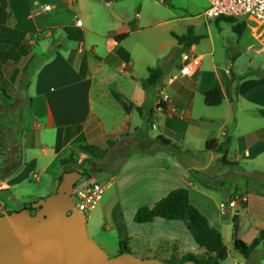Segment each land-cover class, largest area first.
<instances>
[{
  "label": "crops",
  "instance_id": "0c3cea01",
  "mask_svg": "<svg viewBox=\"0 0 264 264\" xmlns=\"http://www.w3.org/2000/svg\"><path fill=\"white\" fill-rule=\"evenodd\" d=\"M83 4V0H0V25L24 31L27 34L26 44L27 47L30 46L31 52L34 47L45 50L44 48L49 45L47 40L51 39L55 42L57 30H62V35L58 34L59 43L50 48L49 58L36 68L30 82L24 88L29 93V104L33 109L32 120L28 124L29 129L17 141L21 156L19 167L24 164L23 169L26 172L33 170L28 165L32 160H35V169L39 167L36 156L29 158V153L35 155L33 151L38 146L44 157H51L47 166L55 162L59 165L71 153L73 142L82 137L89 144L95 140V136L91 133L93 130H96L99 136H105L115 142L116 147L117 143L121 142L123 134L128 136L133 132H139L144 118L138 114L136 107H145L149 104L146 103L147 99L152 100V96L147 94L144 87L149 72L140 76L144 89L142 93L138 91L127 94L119 90L120 94H113L117 98L116 101L120 97L128 101V107L126 103H108L106 98L110 96V92L102 93L96 90L97 84L101 86L110 79L116 80L111 76L97 81L101 64L112 61L115 66L119 63L123 70L122 76L130 77L131 80L138 77L133 76L131 60L133 53L127 52L124 44L140 29L136 28L135 20H125L123 25L126 30L114 32L109 39L115 42L116 45L113 46L100 34V29L89 24L91 15L86 10L87 3L83 13L85 20L76 13L83 10ZM108 4L113 3L109 1ZM46 6H50L49 11H44ZM65 9L73 11L71 17L64 13ZM136 17L140 15L136 14ZM77 19L82 22L80 28L84 32L83 42L68 41L63 31L67 26L76 27ZM223 23L215 24L214 21L210 23L206 27L208 33L205 39L210 38L214 24L220 28ZM122 33H128L129 36L117 44L114 37ZM205 39L193 46L192 51ZM232 46L237 54L229 55L230 68L226 70L227 76L221 75L216 70L213 73L201 71L191 77L197 78L196 82L200 86L198 94L202 97L204 92L212 88H219L222 92V104L215 108H222L224 104L226 107L224 114L219 118L221 123L217 128L216 136L210 139L203 138L202 147H196L191 140H188L189 130L191 128L199 130L204 121L214 119L204 117L195 119L191 110L187 111L191 109V103H172L170 98L171 103L163 109L164 112L158 111L162 110L161 108L152 109L156 120L155 124L152 121L151 126L155 125L156 130L160 132L153 137L147 135L146 139L137 136L141 146L149 143V147L152 146L154 149L129 154L110 174L108 183L105 182L107 187L101 217L104 227L107 229V225H112L119 237L116 248H113L114 257L120 255V243L123 241L126 242L129 252L138 259L141 257L150 259L149 257L153 256V252H156L163 242L166 247L175 245L177 253L197 255L186 248L185 245L191 244H187L189 240L178 236V233L187 230L183 222L161 218H155L145 224L134 221L141 207H154L176 189L189 190L190 203L212 222L222 236L223 220L217 215L213 217V210L216 211L226 198L237 191L244 194L247 199L246 213H249L250 221L256 218L264 219L262 214L264 213V117L255 112L264 108V59L259 63V67L252 70L250 65L252 56L244 51L246 43L242 45L237 39ZM27 47L21 50L20 62L13 63L14 66L7 62L3 66L2 80L8 79L9 68L19 71L20 75L26 71L28 67L26 60L30 57V54H27ZM102 47H105L109 54L99 58L98 66L92 69L90 56L96 55ZM8 50V45L0 43V59ZM206 54H201L199 57L203 58ZM95 94L100 103H94ZM248 116H260L262 119H249L255 123L246 127L244 118ZM158 136L169 143L157 140ZM210 140H217L218 143L231 141L227 165L221 162L219 154L205 149L206 142ZM160 146L168 147L169 150L158 149ZM114 148L109 149L106 156ZM49 150L52 153H49ZM232 151L235 153L238 151L239 157L231 156ZM16 171L9 177L0 179V193L18 203L12 193V186L21 170ZM129 219L133 224L131 230L128 228ZM156 223L166 227L167 230L153 232L148 229ZM168 230L173 232L170 233ZM108 243L106 239L103 240V244L107 247L106 251L109 249Z\"/></svg>",
  "mask_w": 264,
  "mask_h": 264
},
{
  "label": "rangeland",
  "instance_id": "374dc122",
  "mask_svg": "<svg viewBox=\"0 0 264 264\" xmlns=\"http://www.w3.org/2000/svg\"><path fill=\"white\" fill-rule=\"evenodd\" d=\"M109 1L113 4H108ZM83 3V10L76 11V13L81 15L80 18L82 20H85L83 13H85V3H87L86 10L91 15L89 24L94 28L100 29V34L103 35L105 40L112 38L114 32H123L126 30V27L123 25L125 20H135L136 28L140 29L139 32L133 34L124 44L126 51L133 53L131 54L133 76L138 77L135 80H131L130 77L122 76L123 73L121 71L123 70L119 63L115 66L112 61L101 64L99 65L97 73V81L110 78L111 76L115 77L116 80L110 79L101 86L97 84L96 90L102 91V93L110 92V96L106 98L108 103H126L125 105L128 107V101L120 97V102L119 100L117 102V98L113 94H120L121 91L119 90H123L127 94H134V92L136 93L138 91L142 93L144 89L142 88L143 81L140 76L147 74V68L149 67L155 68L159 66L163 68L166 71V77L157 87L146 88L147 94L152 96V100L147 99L146 103L149 104L145 106V109L148 111L153 109V107L157 109L161 108L162 110L158 111L162 113L164 112L163 109L167 108L166 106L171 103V98L172 103H191L193 108L191 107L187 111L191 110L195 119L202 117L213 118L214 120L212 121H204L203 126L199 130L195 128L189 130L188 140H191L198 148L202 147L203 138L210 139L216 136L217 128L221 123L219 118L224 114L226 104L222 108L206 106L203 97L198 94L200 86L196 82V77H178L175 79L183 64L182 54L191 53L192 56L197 57L207 53L202 58V64L197 73L199 74L201 71L213 73L217 70V72L224 76H227L226 70L230 68L229 55L237 54L235 48L232 46L237 39L242 45L246 43L244 51L252 56V63L250 64L252 70H255L257 66L259 67V63L264 59L263 55L256 56L253 53L254 50L261 49L262 46L253 39L251 30L246 24L243 34L237 37L232 30V25L226 22L221 24L220 28H217L215 23L211 28L212 34L210 38L205 39L195 50L192 51L191 48L188 52L182 51V47L177 44L171 32L182 35L189 26L193 25L196 28L195 33L205 36L208 30L204 23L203 12L208 7L207 0H83ZM64 13H67L66 15L71 17L73 11L65 9ZM136 14H139L140 17H136ZM56 33L55 42L51 39L47 40L49 45L44 48L45 50L34 47L31 52L30 46L27 47V54H30V57L27 56L29 57L26 60L28 67L24 73L20 75L19 71H14V69L9 68L8 79H1L2 81H0V154L2 151L13 160L21 159L20 146L17 141L20 140L24 132L28 131V124L32 120L33 115V109L28 99L30 96L24 88L30 82L36 68L49 58L51 53L50 48L53 45H57L56 43H59L60 37L58 34L61 36L62 30H57ZM112 45L114 46L116 44L113 43ZM230 48L232 49L231 51L229 50ZM107 54L109 52L105 47H102L96 55H91L90 65L92 69L98 66L99 58H103ZM9 65L14 66L15 64L9 63ZM171 80L173 81L171 82ZM165 95L168 96L167 101H165ZM93 101L94 103H100L96 94L93 95ZM95 108L98 110L96 106ZM249 119L258 120L262 118L260 116H248L244 118L246 120V127L255 123V121H250ZM155 120L156 117L153 116V124H155ZM159 132V130H156L155 125L150 126L146 119H143V125L140 127L139 132H133L128 136L123 134L121 142L117 143L115 147V142L111 144L112 141L110 139L105 136H99L96 130H93L91 133L95 136V140L89 144L82 137L73 142L71 153L64 159L68 160V163L66 164L61 161L59 165L55 162L47 166L51 157H44L38 146L33 151L35 155H30L29 153V158L36 156L35 158L39 161V167L30 172H26L23 169L24 164H22L16 171L21 170L12 186V193L18 200V203L16 205H10L8 209L9 198L5 194L0 193V201L7 202L6 206L0 209L4 212L7 210L21 211L24 207L35 203L37 199L46 198L55 194L59 178L68 170L80 171L83 175L81 181L93 180L102 184H105V182L108 183L110 174L115 171L121 161L129 154L152 151L154 149L152 146L149 147V143L141 146L137 140V136H140L141 139H146L147 135L153 137ZM85 147H89L91 152L87 153L84 149ZM113 148L114 150L106 156L109 149ZM159 148L161 150H169L168 147L164 146H160ZM49 153H52V151L49 150ZM238 153V151L236 153L232 151L231 156L239 157ZM11 166L13 167L14 164H10L8 169L12 168ZM238 193L240 191L231 194L229 198L224 200L223 204L227 205ZM104 200L105 196H103V199L93 210L85 213L87 217V232L88 236L105 251L108 257L112 258L114 257L115 253L113 252L119 237L116 229L112 225H107L106 229L104 227L105 224H102L101 216ZM245 203L239 210L238 215H232L229 211L226 214H222L220 209L221 205L217 207L216 211L213 210V217H216V215L220 216L224 223L222 233L224 243L228 250V258L221 264H264V242L247 259L234 248L235 238H239L250 245L259 236L260 231L264 230V219L256 218L250 221L248 218L249 213H246L247 206ZM225 224L227 225L225 226ZM235 225H237V235H234ZM132 227L133 224L129 219L128 228L131 230ZM148 229L153 232L167 230L166 227H162L159 223L150 226ZM168 231L170 233L173 232L172 230ZM178 236L187 238L190 241L187 244H191L185 246L190 252L197 253V258L201 259L205 256L204 250L195 244L186 229L184 233H178ZM105 239L109 242V249L107 251L105 250L107 248L106 245L103 244V240ZM159 246L158 250L153 252V256L149 257L150 259H155L162 263L174 262L179 261L187 254L177 253L175 245L172 247L168 245L166 247L165 242ZM140 259L145 258L141 257Z\"/></svg>",
  "mask_w": 264,
  "mask_h": 264
},
{
  "label": "trees",
  "instance_id": "16d2710c",
  "mask_svg": "<svg viewBox=\"0 0 264 264\" xmlns=\"http://www.w3.org/2000/svg\"><path fill=\"white\" fill-rule=\"evenodd\" d=\"M220 22L230 23L232 30L237 36H241L246 27L245 23L238 22L234 18L219 17L215 20L216 24ZM66 39L71 42H83L84 32L81 28L75 26H67L63 29ZM172 37L177 44L182 47L183 52H188L195 45H198L206 36L195 33L194 26H189L186 32L182 35L171 32ZM129 36L128 33L118 34L114 37L117 44L124 41ZM27 34L16 28L6 25H0V43L9 46L8 52L0 59V81L2 79V68L7 63H18L22 59L21 50L27 47ZM149 77L144 83V87L155 88L165 78L166 71L161 67L148 68ZM204 103L209 107H217L222 104V92L219 88H212L203 93ZM138 114L146 119L149 125H152L154 111L152 109L146 111L145 107H136ZM257 114L264 117V108L257 109ZM79 128V127H78ZM261 134V131H259ZM157 140H162L166 144L169 141L163 137L158 136ZM114 144V142H111ZM231 144L230 140L218 143L217 140H210L206 142L205 149L207 151L215 152L221 156V162L224 165L228 164L227 154ZM87 153L91 152L89 147L84 148ZM89 150V151H88ZM0 179H5L12 175L21 163V159L13 160L9 155L1 151L0 154ZM63 163H68V160H62ZM10 164L14 166L10 169ZM32 169H35V160L28 164ZM72 171V170H68ZM155 218L166 220H175L183 222L196 244L205 250V256L201 259L193 254H186L179 261L163 262L166 264H178L186 261H195L197 264H221L228 258V250L224 243L221 232L212 224V222L195 206L190 203L189 190L185 188L176 189L170 192L165 198L160 200L154 207H141L135 217L134 221L138 224H145L152 222ZM237 226H234V235H237ZM264 242V230L260 231L259 236L249 245L239 238L234 240V248L245 258L250 255ZM120 254L129 252L126 242L120 243Z\"/></svg>",
  "mask_w": 264,
  "mask_h": 264
},
{
  "label": "water",
  "instance_id": "95a60500",
  "mask_svg": "<svg viewBox=\"0 0 264 264\" xmlns=\"http://www.w3.org/2000/svg\"><path fill=\"white\" fill-rule=\"evenodd\" d=\"M82 178L78 170L64 172L55 194L33 203L34 215L29 209L0 215V264H166L130 252L108 257L88 236L85 214L73 206Z\"/></svg>",
  "mask_w": 264,
  "mask_h": 264
},
{
  "label": "built area",
  "instance_id": "2783aa9c",
  "mask_svg": "<svg viewBox=\"0 0 264 264\" xmlns=\"http://www.w3.org/2000/svg\"><path fill=\"white\" fill-rule=\"evenodd\" d=\"M208 7L203 12L206 27L219 17L234 18L238 22L245 23L251 30V35L255 41L261 44L262 48L254 50L256 56H264V0H207ZM50 6H46L44 11H49ZM82 26L81 20H76V27ZM108 43H115L109 40ZM110 46V45H109ZM182 62L178 75L175 79L182 77H193L201 67L202 58L192 56L191 53L182 54ZM174 79V80H175ZM173 80H171L172 82ZM168 96L165 95V101ZM107 185L97 181H80L74 187L73 206L84 214L93 210L103 199ZM247 201L242 193H238L227 205H221L222 214L228 213L238 215L239 210ZM244 264V263H236Z\"/></svg>",
  "mask_w": 264,
  "mask_h": 264
},
{
  "label": "flooded vegetation",
  "instance_id": "af4514ba",
  "mask_svg": "<svg viewBox=\"0 0 264 264\" xmlns=\"http://www.w3.org/2000/svg\"><path fill=\"white\" fill-rule=\"evenodd\" d=\"M6 203H7L6 201H4V202L3 201L2 202L0 201V208L1 207L4 208L6 206ZM14 204L16 205V202L9 200L8 205H7V208L9 209L10 208V205H14ZM32 205H33V203L30 206L24 207L23 209H29L30 212H31V214L34 215V214H36V209L33 208ZM11 212L13 213V212H18V211H8L7 210L6 212H4L2 209H0V215L11 214Z\"/></svg>",
  "mask_w": 264,
  "mask_h": 264
}]
</instances>
